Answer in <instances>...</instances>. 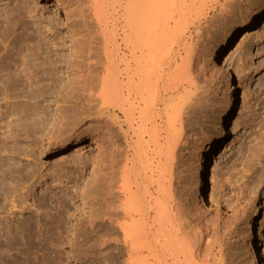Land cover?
<instances>
[{"label":"rangeland","instance_id":"rangeland-1","mask_svg":"<svg viewBox=\"0 0 264 264\" xmlns=\"http://www.w3.org/2000/svg\"><path fill=\"white\" fill-rule=\"evenodd\" d=\"M84 1L0 0V59L3 60H0V66H8L6 57L19 51L23 54L45 51L51 56L56 52L63 54L65 59L57 65L65 69L61 73L63 76L59 74L64 83L70 53L76 51L85 56L90 49L95 53L99 51V68L102 70L105 63L104 40L89 36L99 28L92 18L86 22L81 18L80 7L88 5H84ZM218 2L204 0V4L196 5L199 6L197 8L194 6V11L191 10L186 18H196L195 23L191 24V20L181 23L175 34L177 42L181 39L187 42V54L180 50L185 61L175 81L179 92L176 91L166 102L173 104L177 113L176 132L161 135L164 142L177 140L171 159L169 152L155 159L153 148L148 147L146 151L141 149V153L144 152L142 159L147 155L143 166L137 164L132 167L129 159L131 152L137 149V143L130 148L121 114L111 110L108 115L101 112L88 115L85 111L83 115L80 110L81 120L74 123L76 120L70 115L78 106L73 101L62 102L68 108L70 118L61 127L63 136L72 137L80 131L86 137L92 134L103 142L107 155L102 162V175L100 173L96 179L101 184L98 183V191L90 185L92 163L98 161V151L102 146L89 145L87 138L80 146L81 151L76 153L74 143L66 151H61L59 144L50 145V130L53 132L57 128L58 120L54 127L49 124L35 137L30 125L28 129L16 126L19 120L15 112L21 105L34 104V99L29 94L30 89H25L29 91L27 93L22 91V86L19 89L15 87L12 93L16 94L12 95L10 85L14 84L13 89L17 80L15 74L19 71L15 70L14 63L10 65L15 68H11L13 73L8 75L16 79L0 83V137L12 134V140L5 143L8 152L6 146L0 145L3 148H0V264H115L110 243L101 247L95 240L99 235V238L111 237L112 232L99 226L96 232H91L84 218L94 212L99 217L97 222L104 220L101 218L105 209L103 200L110 195H105L101 189L112 179L119 180L117 186L121 185L125 181V171L126 180L158 181L161 177L159 181L167 206L179 203L180 206L175 204L177 210H183L179 214L185 213L189 219L183 215L184 222L196 232L199 228L202 232L209 231L206 228H211L210 219L228 205L231 198L242 196L251 199L253 208L247 211L248 218L239 220L221 238L220 249L224 256L221 264H264V0ZM65 13L70 18H66ZM18 21L27 27L26 31L18 29L15 25ZM123 48L120 45L115 50L121 53ZM176 49L177 46L173 50ZM4 74L7 72L1 73ZM44 83L48 84L42 82V88ZM6 84H10L9 87ZM4 87L9 88L7 93ZM62 90V87L57 88L56 92L46 93L37 99L44 104L46 113L52 115L51 122H54L59 109H63H56L57 103L63 101ZM25 94L30 96L25 98ZM15 96L18 97L15 99ZM25 123L26 127L28 122ZM28 130L32 131L31 135ZM135 140L133 138L132 142ZM30 141H35V144ZM15 143L21 147H16L18 144ZM31 144L35 147L29 146L30 149L28 145ZM110 154L113 156H108ZM59 163H65L67 168L58 170L55 165ZM36 164L40 166L38 169L34 168ZM15 169L21 170L22 179L18 178V172L15 174ZM90 195L94 196V204L90 202ZM81 223L83 227L80 229ZM215 258H219L218 253Z\"/></svg>","mask_w":264,"mask_h":264},{"label":"bare ground","instance_id":"bare-ground-1","mask_svg":"<svg viewBox=\"0 0 264 264\" xmlns=\"http://www.w3.org/2000/svg\"><path fill=\"white\" fill-rule=\"evenodd\" d=\"M85 1L82 3L88 5H86V8L80 7L81 18L85 22L88 18H92L99 28L97 31L90 32L89 36L92 37V39L95 37H102L105 44L103 52L105 63L104 66L102 65L101 67L102 70L99 68L101 65L100 53L97 54L99 51L95 53L96 51L92 52V50L89 49L90 51L88 50L86 54L84 53L85 56L83 53L80 54L81 52L77 53L76 51H71V55H68V70H66L68 71V75L67 78H65L66 81L64 80V83H62L61 76L63 75L61 73L64 68L57 65L65 61L62 56L63 54L60 55L55 52V55L52 52L54 55L51 56L50 53L45 51H38L39 54H37V52L34 54H31V52L30 54H28V52L27 54H23L19 51L15 54L7 55L8 58L6 57L5 63H7L8 66H3L5 70L0 66V83L4 84L3 81L11 82L12 79H16L14 76L8 75L12 72V67L10 65L14 63L16 68L18 65L17 69L15 66L14 68L19 72L17 71V75L15 74L17 80L16 82L13 81L15 82L13 89L11 88L14 84H9L11 86L10 92L12 93L15 87L19 89V87L22 86L24 89L22 91H26L27 93L29 91L25 89H30L29 94L34 99V104L31 103V105H29L30 103H24L25 105H21L23 103H18L21 106L17 109L15 115L18 116L19 123H22L20 125L16 122V126L22 129H28V125H30L35 137L37 133H43V130H45L46 126L49 124L52 123L51 126L54 127V124H56L55 122L58 120L60 122L57 123L58 126L55 128L56 130L54 129L55 132L53 131V133L50 130V133H52L49 138L50 140L48 139L50 145L59 144L58 148H60L61 151H66L69 146L74 143L73 148L74 153H76L79 150L81 151L80 146L87 138L90 141L89 145H98L101 147L103 145L101 139L91 136L92 134L86 137L83 132L79 131L72 137L62 135L61 132L64 129L61 127L65 126L64 121L66 119H70L68 114L69 110L67 111L68 108H66V104L62 102L67 101L66 103H69L68 101H73V103L78 106L77 109L75 108L76 111L74 109L71 113L72 115H70L71 119L76 120H73L74 123L81 120L80 118L82 115L80 114L81 112L83 113V111L87 112L88 115L91 112H101V114L107 113L108 115L112 110L113 113L122 115L124 124H126L124 135L128 138V142H130V148L132 149L137 143V149L131 152V158L129 159L132 167H136L137 164L141 165V167L143 166L144 162H146L147 155L144 157L145 159H142L141 154L144 152L141 153V149L145 150L146 148L148 149V147L153 148L152 153L155 159L161 158V154L165 152H169L168 157L171 159L173 150L177 146V140L174 138L172 141H165V144L164 138H161V135L163 133L173 135L176 132L175 122L177 113L174 105L170 103L169 105L166 102L176 94V91L179 92L176 86L177 84L175 85V81H177L176 77L185 61V57L181 55L180 50L183 49L185 54H187V42L183 41L184 39L177 42L174 38L181 23L189 20H191V24L195 23L196 18H186V16L191 13L190 11L194 6L204 4V0ZM218 1L219 0H215L216 3ZM197 7L199 6H196V8ZM198 9L196 10L198 11ZM87 11L89 13H87ZM192 11H194V9ZM199 11L201 12V8ZM65 17L70 18L68 13H65ZM18 22H15L16 24L14 23L18 26V29H21L22 32L26 31L27 27L22 22H19L20 24H18ZM170 38H172V40H167ZM120 45L124 47V51L118 53L119 51H116L115 47H119ZM181 45L182 48H180ZM176 46L177 49L175 51L173 49ZM0 60L1 62L3 61L2 59ZM4 72H7V74H4L5 76L1 75V73ZM59 74H61V76ZM42 82L48 83H44V89L41 87ZM9 85L7 86L9 87ZM39 87H41V89ZM60 87L63 89L61 96L63 101L57 103L56 109H63H59L60 111L57 113L54 122H51L53 120L52 115L46 113L47 111L44 110V104L42 105L37 99L43 97L46 93H54V91ZM4 89L6 88L4 87ZM8 89H6L5 93H7ZM11 93L10 96L16 94L14 92V94L12 93L11 95ZM168 94L170 95L168 96ZM30 95L25 94V98ZM17 97L15 96V99ZM46 105H48V103ZM25 122H28L26 127L24 126V124H26ZM70 124H72L71 121ZM68 128L70 127H67V129ZM120 129H123V126H121ZM29 132L31 135L32 131ZM8 136L5 138L0 137L1 146L4 145L5 147V143H7L9 139L12 140V134L10 135L11 138ZM17 136L19 138V135ZM29 137L31 138V136ZM133 138L136 140L132 142ZM32 143L35 144V141ZM34 144L28 145V147L31 146L32 148ZM7 146L5 150L8 152ZM15 146L17 147L20 145L18 144ZM12 154L14 155L15 153ZM112 154L108 156H113ZM105 155H107V153L105 154L104 147L99 149L97 155L98 161H96L95 164L92 163L93 178L91 179L92 183L90 182L91 185H89L91 187L94 186L96 190H99L98 187L101 185L98 182L99 179H96L101 173L100 171L102 169L103 159L106 157ZM113 160L114 158L112 161ZM36 163L38 164L37 161ZM37 164L34 168L38 169L40 166ZM12 166H14L13 162ZM55 167H57L58 170L67 168L65 163L56 164ZM126 170H128V168H126ZM20 171L21 170L18 172L16 170L15 174L18 172V178L22 179V177H20L22 174ZM10 172L12 173L13 171L10 170ZM127 174L130 175L129 172ZM125 175L126 171L125 174H123V178H125L123 180L125 181L122 184L120 183L121 185L119 186H117L119 180L116 182L114 179L107 184L105 183V187L101 186V191L106 193L105 195H110H107L109 197L103 200L104 203L102 206H104L105 209L102 211V217H100L104 220H102V222H97L98 216L96 217L92 211V213L88 212V216L84 218L88 222L91 232H96V229L100 227H102L101 229H109L112 232L111 237L99 238V235L95 240L101 247H105L110 243V246L113 248L111 249L114 250L113 263L115 264H221L224 262V259L222 260L224 256H222L223 254L220 249L221 238L227 234L226 230L233 228L239 220H246L248 218L247 211L253 208V201L251 199L249 200L242 196L233 197L230 199L228 205L225 207L223 206L222 209L215 212L213 219H210L211 228L204 227L206 230L210 229L209 231L202 232L203 230L199 228L196 232L194 228L193 230L184 222L182 216L185 213L182 214L183 210L180 208L177 210L179 203L177 205V202H175L173 206L171 205L172 203L170 207L167 206L162 192V183L159 181L161 178L159 175L158 181L126 180V177H124ZM96 190H94V192ZM93 198L94 196L92 197L90 195L91 204H94ZM166 198L168 199L167 196ZM180 210L182 211V215L179 214ZM184 218H186L185 215ZM197 226L198 225H196V227ZM81 227H83L82 223L80 229ZM51 230L52 228L50 231ZM217 253L219 255L218 259L215 258Z\"/></svg>","mask_w":264,"mask_h":264}]
</instances>
